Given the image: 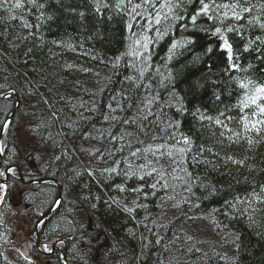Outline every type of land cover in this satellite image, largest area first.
<instances>
[{
    "label": "trees",
    "instance_id": "trees-1",
    "mask_svg": "<svg viewBox=\"0 0 264 264\" xmlns=\"http://www.w3.org/2000/svg\"><path fill=\"white\" fill-rule=\"evenodd\" d=\"M116 2L100 0L110 6L99 13L96 0L0 3V92L12 89L20 99L3 144L9 147L16 123L24 127L42 159L33 160L41 161L36 174L23 175L61 184L59 203L38 228L40 241L64 238L72 264H264V132L250 134L259 141L251 147L230 143L222 127L193 116L198 108L240 130L239 84L264 78V0H242L239 7L249 9L243 19L229 12L223 25L215 16L227 9L211 4L214 19L201 15L192 23L199 0H182L172 13L160 7L167 0L135 12L141 0H125L120 9ZM216 27L239 71H226L228 51L213 35ZM120 54L125 59L117 61ZM15 104L14 96L0 99V128ZM181 134L193 141L183 163ZM21 189L38 216L58 192L45 181ZM236 197L244 202L235 209L225 203ZM3 250L0 243V264ZM50 258L63 264L60 253Z\"/></svg>",
    "mask_w": 264,
    "mask_h": 264
},
{
    "label": "snow or ice",
    "instance_id": "snow-or-ice-1",
    "mask_svg": "<svg viewBox=\"0 0 264 264\" xmlns=\"http://www.w3.org/2000/svg\"><path fill=\"white\" fill-rule=\"evenodd\" d=\"M3 2H6V0H0V3H3ZM32 2L34 3V0H32ZM181 2H182V0H175V2H173V0H167V2L164 4H161L160 7L161 8L167 7L168 11L170 13H172L175 8H178L181 6ZM96 3H97L96 11L98 13L101 11V7H109L110 6L108 3H104L103 5H101L100 0H96ZM131 3H132V0H127V4H131ZM240 3H242V0H236V2H234L232 4H216L215 0H209V2L206 3L205 0H199L200 7L196 11V13L191 16V21H192V23H195L197 20V17L201 16V15L206 16L209 20H213L214 14H212V15L209 14L211 9L221 8V7L224 9H227V11H225L223 14V18H221L220 16H215V19L217 21H219L221 23V25H223L224 20L229 18V12L231 13L232 19L239 21V20L243 19V16L241 15V13L249 11L248 8L239 7ZM210 4H211V9H210ZM124 5H125V0H117L115 7L117 9H120ZM144 5H147L149 7H154L152 0H141V2L137 3L135 5V7H133L131 9V11L135 12L137 8H140ZM15 6L21 7L20 4H17ZM41 7H43V5H41ZM238 7H239V11H237ZM163 18L168 19V16L165 15ZM174 18L175 19H183L182 16H174ZM154 23L156 25H159L161 23V16H160L159 12H157L155 15ZM129 27H131V26H129ZM260 28L264 29V24H261ZM226 30L228 32L238 31V29L235 28L234 26H229V27H227ZM157 34L159 35V32ZM217 34H220L221 39H224V37L222 35V28L221 27L215 28L213 35H217ZM145 39L148 40L149 38H145ZM256 40H261V37L257 36ZM261 42L264 43V41H261ZM137 43L139 44L140 41H137ZM249 43H251V41H249ZM177 46L178 45L176 43H174L172 45V48L169 49L170 53ZM142 47L145 50H148L149 45L147 42H145L142 45ZM224 47L228 51V61H229V66L226 69V71H239L240 66L238 63L233 62L232 48L226 39H224ZM248 50H249L248 46L246 45L244 48V51H248ZM209 51H211V49H209ZM133 55L142 57V56H144V53L136 51L133 53ZM169 58H171V57H169ZM117 59H119V57H117ZM237 59H238V57H237ZM140 75L143 76L144 72L140 71ZM126 79H132V77H126ZM251 85H252L251 81H249L247 84L243 83V82H241L239 84V87L241 89L245 90L244 95L239 102L240 111H241V113H244L240 117L241 128L239 131H236V130L230 128L228 126V124L224 123V121H222L219 117L206 116V115L202 114L200 112V109H198V108L193 113V116L194 117L198 116L200 121H204V120L209 121L210 125L214 123L215 125L222 127L225 131H222L220 133V136L227 139L230 143H240L241 140H246L249 147H251L254 143H258L259 141L254 140L250 134L255 132L257 136H260L261 132H264V84H259L258 86L250 87ZM217 99H219V97H217ZM245 109H251V118L249 117V115L247 113L244 112ZM178 111L183 112V111H185V109L181 108V109H178ZM219 116H225V113L221 112L219 114ZM225 119L231 121V120H233V117L226 116ZM177 123H179V122H177ZM5 127H7V125H5ZM226 133H230V135H226ZM172 138L175 139V137H172ZM176 143L183 145L182 147H180L178 149V152L180 153V155L182 157L180 163H183L184 162L183 157L192 151L193 141H192L191 137L181 134V139L177 140ZM3 151H4V149L0 148V153H2ZM204 151H208L209 153H211L212 149L211 148L205 149V148H203V146H201L200 152L203 153ZM135 154L136 153H133V155H135ZM162 155H163V153H162ZM168 155H171V152H169ZM214 155H219V153H214ZM57 158H59V157H57ZM195 159L196 158L194 156L193 160H195ZM225 159H226V161H230L233 164H237V163L243 164L244 163L243 160L237 161L232 156H227V157H225ZM9 171H12V170L9 169ZM153 171H155V169ZM181 171H185V169H181ZM149 175H151V173H149ZM188 176L190 178L191 173H188ZM141 179H143V177H141ZM6 187H7V185H0V191H2V189L6 188ZM152 187L155 188L156 185L153 184ZM120 190L123 191V188H120ZM133 191H137V189H133ZM243 202L244 201H242L241 198L236 197L234 203L229 202V201H226L225 203L228 204L233 209H235L237 204L243 203ZM0 203H3V196L2 195H0ZM244 211L246 212L247 209H244ZM45 248L47 249V245H45Z\"/></svg>",
    "mask_w": 264,
    "mask_h": 264
},
{
    "label": "rangeland",
    "instance_id": "rangeland-1",
    "mask_svg": "<svg viewBox=\"0 0 264 264\" xmlns=\"http://www.w3.org/2000/svg\"><path fill=\"white\" fill-rule=\"evenodd\" d=\"M14 128L4 157L16 154L10 158V163H15V166L21 167L29 175L36 174V169L39 168L41 161L34 162L33 160H41L42 157H38L41 152L24 127L16 123ZM0 176H2V172H0ZM13 187L12 184L9 193L3 197L4 204L0 207V243L4 246L5 263L48 264L45 261V256H42L29 240L36 218L30 215L25 206V200L21 197L23 190ZM40 248L47 250L49 247L47 249L45 246Z\"/></svg>",
    "mask_w": 264,
    "mask_h": 264
},
{
    "label": "water",
    "instance_id": "water-1",
    "mask_svg": "<svg viewBox=\"0 0 264 264\" xmlns=\"http://www.w3.org/2000/svg\"><path fill=\"white\" fill-rule=\"evenodd\" d=\"M14 96V97H17L16 96V94L14 93V92H4V93H1L0 94V98H2V97H6V96ZM17 99V103H16V107L18 106V98H16ZM15 110V109H14ZM14 110L11 112V114H10V116L8 117V119H7V121H9V119H10V117L12 116V114H13V112H14ZM1 135H2V130L0 131V138H1ZM0 156H1V153H0ZM9 170V168H7V169H5V174L7 173V171ZM19 177H20V179H21V181L23 182V183H33V182H44V181H51V182H53L54 184H56V186H57V188H58V194H57V198H56V201H55V203H54V205L55 204H57L58 202H59V200H60V189H61V185H60V183L57 181V180H55V179H53V178H38V179H34V180H29V181H25L24 179H23V177L21 176V174L19 173ZM2 181V183H4V181L3 180H1ZM0 192H3V191H0ZM53 205V206H54ZM53 206L51 207V208H49L47 211H45L42 215H41V217L38 219V221L36 222V224H35V227H34V231L36 232V235H37V227H38V225H39V223L53 210ZM61 241H64V239L62 238V239H60ZM36 247L38 248V249H40V246H39V239L37 238V242H36ZM58 247H57V245L56 244H53L52 246H51V249H50V251L49 252H44V254L45 255H49L50 253H52L55 249H57ZM62 257H63V263L64 264H69L68 262H67V260H66V257H65V255H64V251H62Z\"/></svg>",
    "mask_w": 264,
    "mask_h": 264
},
{
    "label": "bare ground",
    "instance_id": "bare-ground-1",
    "mask_svg": "<svg viewBox=\"0 0 264 264\" xmlns=\"http://www.w3.org/2000/svg\"><path fill=\"white\" fill-rule=\"evenodd\" d=\"M118 57H119V59H117V61L119 60H124L125 59V57H124V55L123 54H120V55H118ZM110 66L112 67L113 66V63H110ZM121 78H122V76H121ZM255 81H257V80H255ZM260 81V82H259ZM122 83L124 84L125 82L124 81H122ZM259 84H264V78L263 79H261V80H258V82H252V85L250 86V87H254V86H258ZM238 102H240V100L238 101ZM246 111H247V114L249 115V117L251 118V109H246ZM233 113L236 115V118L234 119L235 120V122L238 120V117H239V108H236L234 111H233ZM2 137H3V135H1V138H0V145H1V143H3V141H2ZM12 164H14V165H16L15 163H12ZM15 171H10L9 173L12 175L13 173H14ZM6 174H8V172L6 173ZM21 182V181H20ZM1 184H3L2 183V181H1V179H0V185ZM24 186H25V188H26V185L25 184H23L22 182L21 183H17V184H15V188H21V187H23L24 188ZM57 198V197H56ZM55 198V199H56ZM0 207H1V205H0ZM26 207H27V209H28V211H29V206L26 204ZM29 213H30V215L32 216V217H35L36 218V220H35V222H37L38 221V219L41 217V214L38 216V213H39V210H38V212H34V213H31L30 211H29ZM32 242L33 243H36L37 242V240L36 239H32ZM43 244H46L45 242H42ZM42 256H45V258H46V262L48 263V262H50L51 264L53 263V261H52V259L50 258V257H48V255H45V254H43ZM198 262H194V264H197Z\"/></svg>",
    "mask_w": 264,
    "mask_h": 264
},
{
    "label": "flooded vegetation",
    "instance_id": "flooded-vegetation-1",
    "mask_svg": "<svg viewBox=\"0 0 264 264\" xmlns=\"http://www.w3.org/2000/svg\"><path fill=\"white\" fill-rule=\"evenodd\" d=\"M7 165V164H6ZM1 167H3V164H2V162H0V169H1ZM5 169V168H4ZM10 171H8V174L6 175V181H5V185H7V187L5 188V195L4 196H6L8 193H9V188L11 187V185L13 184V183H16V180L18 179L19 180V178H18V175H16V177H12V175L9 173ZM21 181V180H20ZM0 195H2L3 196V193L1 194L0 193ZM32 235H33V233L31 234V237H30V241L32 242ZM55 243V241H53L51 244H54ZM50 244V245H51ZM56 253H59V250L58 249H55L50 255H48V257H51V256H54ZM48 264H51L50 262H48Z\"/></svg>",
    "mask_w": 264,
    "mask_h": 264
}]
</instances>
